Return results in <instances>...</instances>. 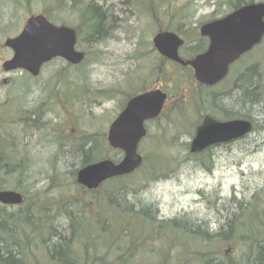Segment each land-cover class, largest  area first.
I'll list each match as a JSON object with an SVG mask.
<instances>
[{
	"label": "rangeland",
	"instance_id": "1",
	"mask_svg": "<svg viewBox=\"0 0 264 264\" xmlns=\"http://www.w3.org/2000/svg\"><path fill=\"white\" fill-rule=\"evenodd\" d=\"M233 1L106 0L113 17L109 21V30L102 37V42H83L78 50L84 53V58L78 67H69L68 76L64 79L59 76V68L66 67L67 62L55 58L41 68L39 75L29 74L32 77L26 81L23 70H2V62L12 55L3 41L17 35L25 19L40 14L43 5L40 0H0V25L10 17L14 24L6 35L0 32V122L15 119L20 110L31 112L37 104L47 103L40 115L42 126L30 128L17 137L18 149L21 144L30 156L25 185L32 184V188L44 191L52 187V177L59 185L50 193L68 196L74 189L70 169L65 170L66 165L72 162L67 158V154L70 155L67 151L70 149L69 139L78 134L107 132L119 112L123 100L121 92L128 76L146 78L145 72L154 56L152 53L142 54L153 47L152 38L158 27L164 28L173 14L172 25L176 26L178 16L182 15L183 21L179 22L182 29L199 27L210 20L214 11L218 14L229 12L226 3ZM257 1L264 0H254ZM156 8L157 17H153L150 10ZM66 10L56 14L55 20L59 23H54L61 25L60 22L64 21L74 26L76 14ZM243 60L245 65L251 61L261 64L264 61V41ZM75 79H82L83 87L80 84L73 88L64 87L67 81L72 83ZM146 84L153 85V81L148 79ZM228 89L229 83L226 82L214 91L229 92ZM221 105L223 109L228 107L225 102ZM250 116L258 120L256 131L245 140L215 147L204 154L193 156L189 153L193 134H179L172 139L170 130H166L165 134L171 135H166L168 142L158 145L153 137L146 144L141 142L139 151L143 156L144 152L158 153L149 160V168L162 171L152 172L143 163L132 175L108 184L113 187L123 183L126 185L123 191L128 189L126 197L129 203H116L115 209L119 213L133 212L132 205L141 199L154 204L158 219L169 220L172 224L189 220L194 226L197 224L201 230L195 233L193 241L187 234L192 244L189 250L191 260L182 264H212L209 260L214 252L221 254L217 264H248L251 243L263 236L260 227L264 223V115L252 113ZM156 125L149 122L147 128L154 134ZM166 127L167 124L163 125V130ZM7 130L17 136L15 126L3 128L0 124V132ZM61 136L68 142L59 139ZM58 155V164H54L53 157L58 158ZM48 192L46 194L50 195ZM241 201L243 204L238 205ZM229 207L235 214V222L225 218ZM100 245L103 246L102 243ZM155 246L158 251L162 247ZM177 250L181 251V248ZM172 251L174 254L176 248ZM155 252V249L147 248L138 257L151 261V264H159V252ZM154 257L157 261H152Z\"/></svg>",
	"mask_w": 264,
	"mask_h": 264
},
{
	"label": "trees",
	"instance_id": "2",
	"mask_svg": "<svg viewBox=\"0 0 264 264\" xmlns=\"http://www.w3.org/2000/svg\"><path fill=\"white\" fill-rule=\"evenodd\" d=\"M40 1L43 5L41 13L52 22H58L55 20L56 14L66 9L69 13L76 14L77 21L73 27L77 33V49L85 42L87 44L102 42V37L109 30V21L113 18L111 7L106 0ZM253 2L254 0H235L226 5L229 11H232ZM163 10L165 8H162ZM157 11V8L151 9L150 13L157 17ZM226 13L218 14L214 11L210 20ZM174 16L175 14L170 16L164 28L158 27V31H174L183 37L184 44L179 50L181 57L188 60L205 51L207 41L199 35L198 27L182 29L179 24L183 19L182 15L178 16V22L174 26L175 24L172 25L174 21H171ZM11 18L0 25V32L5 35L9 28L14 27ZM60 23L69 25L64 21ZM147 53H152L154 60L147 67L146 78L139 75L131 78L128 76L121 92L123 100L119 106L120 111L129 98L151 88L157 87L168 91L169 98L164 110L153 121L157 124L156 131L153 134L148 130L142 140L144 144L151 137L159 145L169 141L166 135H172V139L179 134L192 135L194 128L200 123L199 120L207 113L221 119L241 116L255 120L250 116L252 113L264 115V61L261 64L257 61L256 64L259 65H251L245 69L242 67L246 73L240 74V80L237 74L233 75L229 79L231 83L228 82L229 92H224L196 85L190 70L159 55L154 47L142 55ZM69 67L78 65L72 66L67 63L66 67L59 68V76L62 75L65 79ZM23 72L26 81L32 77L29 73ZM82 79H75L72 83L67 81L63 85L73 88L80 84L83 87ZM148 79L153 81V85L146 84ZM67 83L69 86H66ZM235 86L236 92L240 91L239 96L234 93ZM215 92L222 95L231 92L225 96L231 102V106L223 109ZM46 105V102L39 103L31 112L20 110L15 119L0 122L3 128L8 125L17 128V136L8 130L0 132V189L12 187L23 195V201L19 206L0 203V264H151V261L138 257V254L147 248L155 249V253L159 252V264H182L190 261L189 250L192 247L190 241H193L195 233L201 230L197 224L194 226L190 220L184 224L177 221L172 224L169 220L158 219L154 204L141 199L132 205L133 212L127 210L119 213L115 205L129 203L126 197L128 189L126 192L123 191L126 188L123 183L113 187L108 185L119 181V178L105 182L101 189L99 188L102 191L87 190L76 183L75 177L79 167L105 158L120 160L122 152L109 147L104 132L78 134L75 138L69 139V142L65 141L63 136L59 138L69 143L70 149L67 151L70 155L67 154V158L72 160L69 164L66 163L65 167V170L70 169L69 174L74 187L68 196L63 193H50L51 190L58 189L59 185L52 177H50L52 187L44 191L41 188H32V184L25 185L28 180L26 177L30 156L21 144L18 149L17 137L30 128L42 126L40 115ZM255 122L258 127V120ZM165 124L167 127L163 130ZM166 130H170L171 135L165 134ZM154 153L144 152L143 163L147 169L156 173L162 169L158 171L149 168V160L158 154ZM53 161L54 164H58L59 155L58 158L53 157ZM47 191L50 195L46 194ZM239 204H243V201ZM230 207L225 218L235 222L236 217ZM263 230L264 223L260 227L263 236L251 243L248 264H264ZM100 243L103 244L102 247ZM155 245L162 247L158 251ZM174 248L176 251L173 254ZM177 248H181V251ZM219 255L221 254L212 253L209 261L217 264L220 260ZM152 261H157V257L152 258Z\"/></svg>",
	"mask_w": 264,
	"mask_h": 264
},
{
	"label": "water",
	"instance_id": "3",
	"mask_svg": "<svg viewBox=\"0 0 264 264\" xmlns=\"http://www.w3.org/2000/svg\"><path fill=\"white\" fill-rule=\"evenodd\" d=\"M200 33L209 38V46L187 62L178 52L183 39L175 32H157L152 43L162 56L191 65L197 81L211 86L226 75L230 63L261 41L264 2L245 4L224 17L206 22L200 26ZM76 41L74 28L55 25L43 14L31 15L17 35L4 40V46L12 50V55L3 61L2 69L6 72L22 69L37 76L42 65L56 57L77 65L84 53L76 49ZM166 99V92L159 88L132 96L109 124L106 135L108 144L123 152L122 158L118 162L102 159L81 167L77 171V183L96 189L107 179L135 171L143 160L138 146L147 133L145 123L160 115ZM251 129V123L243 119L218 121L205 116L190 142V152L198 153L209 145L241 137ZM21 201L19 192L0 190L1 203L18 205Z\"/></svg>",
	"mask_w": 264,
	"mask_h": 264
},
{
	"label": "bare ground",
	"instance_id": "4",
	"mask_svg": "<svg viewBox=\"0 0 264 264\" xmlns=\"http://www.w3.org/2000/svg\"><path fill=\"white\" fill-rule=\"evenodd\" d=\"M260 2H264V1H260ZM249 4V3H248ZM245 5V4H244ZM243 6V5H242ZM241 7V6H240ZM239 8V7H238ZM256 63H258L257 61H255V62H253V61H251V62H249V64H247V65H245L246 63H243V64H240L238 67H239V71H241L240 72V74L242 73H244V72H246V70H244L246 67H248V66H251V65H255ZM256 65H259V64H256ZM242 67L244 68V69H242ZM250 71H251V69H249ZM241 74V75H242ZM216 93V96H217V98H218V100H219V102L220 103H223V102H225V103H227L229 106H231V102L229 101V100H227V98L225 97V96H227L228 94H230V93H228L227 95H222V94H220V93H218V92H215ZM234 93L235 94H237L236 96H239L240 95V91L238 90V92H236V86H235V88H234ZM223 106H225V105H223ZM252 112H254V111H252ZM251 112V113H252ZM205 116H210V117H212V118H214V119H216V120H218V121H229V120H233V119H243V120H246V121H249L250 123H251V125H252V129L248 132V133H246V134H244V135H242L241 137H238V138H235V139H232V140H230V141H227V142H220V143H216V144H213V145H209V146H207L205 149H206V152L207 151H210V150H212L213 148H215V147H221V146H224V145H228V144H230V143H232V142H235V140H237V139H240V138H245V137H247V136H249L251 133H253L254 131H256V129H257V125H256V122H255V120H253V119H251V118H247V117H241V116H237V117H233V118H230V119H221V118H218V117H216V116H211V115H203V117L202 118H204ZM200 119L199 121H200V123L202 122V120L203 119ZM200 123L198 124V125H200ZM254 124V125H253ZM197 125V126H198ZM197 126H196V128H197ZM196 128L194 129V133H193V136H192V138L194 137V135H195V131H196ZM192 138H191V140H192ZM144 139V137L140 140V143L142 142V140ZM239 141V140H238ZM111 149H113V150H115L114 148H112L111 146H109ZM204 149V150H205ZM212 152V151H211ZM102 160V159H101ZM97 161H100V160H97ZM97 161H95V162H97ZM92 163H94V162H92ZM88 164H91V163H88ZM88 164H85V165H83V166H81V167H84V166H86V165H88ZM81 167H79L78 169H77V171L81 168ZM128 175V174H127ZM22 201H23V198H22ZM22 201H21V203H22ZM151 263V262H150ZM155 264V263H154Z\"/></svg>",
	"mask_w": 264,
	"mask_h": 264
},
{
	"label": "flooded vegetation",
	"instance_id": "5",
	"mask_svg": "<svg viewBox=\"0 0 264 264\" xmlns=\"http://www.w3.org/2000/svg\"><path fill=\"white\" fill-rule=\"evenodd\" d=\"M198 32H199V29H198ZM199 35L201 36V37H203L206 41H207V46H208V44H209V38L207 37V36H202L201 34H200V32H199ZM263 38H264V36H263ZM263 40V39H262ZM260 45V44H259ZM258 45V46H259ZM251 54V51H248V52H245L244 54H242L239 58H237L235 61H233L232 63H230L229 64V66H228V71H227V73H226V75L218 82V83H216V84H214V85H211V86H204V85H202L204 88H207V89H216L218 86H223L226 82H229V79L231 78V77H233V75H235V74H237V76L239 77V80H240V72L241 71H239L240 69H239V65L240 64H242L243 62H245V60H243L246 56H249ZM182 66H185L188 70H190L192 73H194V70H193V68L189 65V64H187V65H182ZM242 74V73H241ZM229 83H231V82H229ZM198 83H196V85H197ZM199 85V84H198ZM167 94H168V91L167 90H164ZM168 97H169V94H168ZM211 115V116H214V115H212V114H210V113H207V114H205V115ZM203 119V118H202ZM254 125V124H253ZM246 139V137L245 138H240V139H237V140H235V142H237L238 140L239 141H241V140H245ZM189 150V149H188ZM189 153H191L190 152V150H189ZM204 154V153H206V149L205 150H203V151H201V152H198V154ZM84 188V187H83ZM86 189V188H85ZM88 190V189H87ZM162 220H164V219H162ZM183 224H184V222H182Z\"/></svg>",
	"mask_w": 264,
	"mask_h": 264
}]
</instances>
